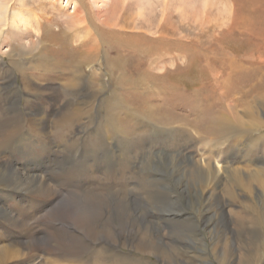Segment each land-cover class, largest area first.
Instances as JSON below:
<instances>
[{
	"label": "rangeland",
	"instance_id": "obj_1",
	"mask_svg": "<svg viewBox=\"0 0 264 264\" xmlns=\"http://www.w3.org/2000/svg\"><path fill=\"white\" fill-rule=\"evenodd\" d=\"M55 1L63 20L73 8L86 18L85 29L71 35L100 42L98 56L77 72L70 58L79 42L49 5L42 15L37 0H0V7L8 3L0 9V108H12L23 128L8 152L6 179L0 175L8 182L0 183V246L19 254L4 264H74L45 252L53 226L73 229L63 216L73 197L123 194L128 200L130 193L146 206V216L133 223L129 239L96 241L100 251L148 264H218L225 254L227 264H244L253 242L264 264V0L41 2ZM35 15L45 28L39 34ZM49 17L54 24L47 26ZM38 40L48 49H33ZM36 56L52 62L38 59L45 63L39 70ZM73 111L77 116L56 136L55 122ZM28 175L42 181L43 199L32 181L18 190L9 186ZM154 180L164 196L157 209L146 195ZM239 215L257 224L240 229ZM171 221L192 231L184 236L185 250L169 232ZM146 241L166 247L172 259L136 251Z\"/></svg>",
	"mask_w": 264,
	"mask_h": 264
},
{
	"label": "bare ground",
	"instance_id": "obj_2",
	"mask_svg": "<svg viewBox=\"0 0 264 264\" xmlns=\"http://www.w3.org/2000/svg\"><path fill=\"white\" fill-rule=\"evenodd\" d=\"M32 1V0H31ZM42 0H37L38 4H37V9L39 11L42 12V15L43 14H46V11L52 9L54 11L53 15L54 18H56V15L58 16V19L56 18V20L58 21V23H61L60 25H64V28H68L69 32H70V36H63V38H71V39H74V42H79V39L80 37H78L77 34H72L73 32H76L80 29V32L82 31V29H85V22H86V18L84 17H80V15L77 14V9L76 11H74L75 9L73 8V15H67L66 16V21L63 20V16L62 13L60 12L62 9H58L57 7V11L55 9V2L51 3H42L41 2ZM94 1V0H93ZM48 2V1H47ZM24 2L21 1V5L23 6ZM32 3V2H31ZM34 3V2H33ZM7 2L3 3L2 6L0 7L1 10H3L4 8L6 9L7 8ZM20 5V6H21ZM45 5V6H44ZM49 5V9L48 10H45L44 8H46V6ZM44 6V8H43ZM4 7V8H2ZM35 7H36V4H35ZM54 8V9H53ZM64 9V8H63ZM51 10V11H52ZM52 14V13H50ZM34 15V14H33ZM47 16V15H46ZM33 17H38L35 19V22L34 24L36 25V27H32L36 32L37 34H39V31L40 32H43L44 31V27L41 25V22H40V15H35ZM44 17V16H43ZM65 19V18H64ZM44 20V19H43ZM42 21V20H41ZM53 20L49 17L48 19L45 20V23L46 25H50V23L54 24V22H52ZM55 21V19H54ZM104 21V20H103ZM101 21V22H103ZM21 22V21H20ZM28 22V21H27ZM0 24H2V20H1V17H0ZM22 26L23 27H26L27 26V23L24 21V22H21ZM106 27H108V23L107 22H104L103 25H106ZM32 25V24H31ZM47 25V26H48ZM66 26V27H65ZM43 28V29H42ZM49 28V27H48ZM63 28V29H64ZM27 29V28H25ZM30 30V27L28 28ZM28 30V31H29ZM0 32L2 33V30H0ZM25 32V31H24ZM27 32V31H26ZM47 32H48V29H47ZM65 33V32H64ZM16 34V33H14ZM18 34V33H17ZM16 34V35H17ZM27 34V33H26ZM57 34V33H56ZM7 35V34H6ZM11 35V34H10ZM16 35H13V37ZM29 35V33H28ZM67 35V34H66ZM88 35V34H86ZM27 36V35H26ZM25 36V37H26ZM10 37V36H9ZM12 37V36H11ZM12 37V38H13ZM56 37V36H55ZM93 37V36H92ZM92 37L90 36H86V40L85 41H80L79 42V46H76V50L77 52H75V55L70 58V62L71 64V67H73V69L75 68V71L77 72L81 67L87 65L88 63L90 62H93L92 59L96 58L98 56V54L100 53V42H96ZM18 38V37H17ZM29 38V36H28ZM99 38V37H98ZM27 39V38H26ZM44 39V38H43ZM11 40V38H10ZM64 40V39H63ZM17 41V40H16ZM20 41V40H18ZM50 42L51 39L49 40ZM67 41V40H66ZM100 41V40H99ZM69 42V40L67 41V43ZM18 42H16L17 44ZM66 43V45H67ZM70 43V42H69ZM19 44V43H18ZM31 47L33 49H35V46L37 44V50H38V47L40 48V44L45 46L46 49H48L47 47H49L50 45L48 44H42V42L40 40H38L37 42H33L30 43ZM61 45L63 43H60ZM59 44V45H60ZM69 45V44H68ZM65 46V45H64ZM66 47V46H65ZM70 47V45H69ZM15 48V47H14ZM20 48V46H19ZM31 48V49H32ZM32 49V50H33ZM67 49V47L65 48ZM70 49V48H69ZM68 49V50H69ZM75 50V51H76ZM47 51V50H46ZM61 51V49H60ZM65 51V50H64ZM39 53V52H38ZM59 53V52H58ZM63 53V51L61 52ZM41 55V54H40ZM64 55V54H63ZM68 55V54H67ZM56 56V55H54ZM58 56V55H57ZM44 57V56H43ZM41 57L40 59L44 60L46 64H50L48 63L49 61L52 62L51 59H48L47 57L46 58H43ZM63 57V56H62ZM61 58V56L59 57ZM64 58V57H63ZM62 58V59H63ZM14 59V58H13ZM36 59H37V56H36ZM39 59V58H38ZM34 60L33 62L36 61V64H37V68H38V65L40 66V59L39 60ZM56 60V59H55ZM19 62V61H18ZM45 63H43L45 65ZM14 64V61L13 63ZM33 64V63H32ZM35 64V63H34ZM58 64V62L56 63ZM60 64V63H59ZM64 64V63H63ZM62 64V65H63ZM67 64V63H66ZM12 66V65H11ZM15 66V65H14ZM36 66V65H35ZM47 66V65H46ZM64 66V65H63ZM21 67V66H20ZM29 67H32V66H29ZM14 68V67H13ZM34 67H32L33 69ZM36 68V67H35ZM34 68V69H35ZM40 68V67H39ZM38 68V69H39ZM50 68V67H49ZM53 68V67H52ZM69 68H70V65H69ZM54 69V68H53ZM59 69V68H57ZM40 70V69H39ZM68 70V69H67ZM71 70V69H70ZM48 71V70H47ZM56 71V70H55ZM21 72V71H20ZM36 72V71H35ZM40 72V71H38ZM37 72V73H38ZM58 73V70L56 71ZM61 73V71H59ZM64 72V71H63ZM65 72H67L65 70ZM23 73V72H21ZM41 73V72H40ZM25 74V73H24ZM27 74V73H26ZM39 74V73H38ZM42 74V73H41ZM47 74V73H46ZM52 74V73H51ZM55 74V73H54ZM53 74V75H54ZM66 74V73H64ZM63 74V75H64ZM29 75V74H28ZM49 75V73H48ZM60 75V74H59ZM62 75V76H63ZM67 75V74H66ZM70 75V74H69ZM26 77V76H25ZM56 77V76H55ZM71 78V77H69ZM74 78V77H73ZM72 78V80H73ZM68 79V78H67ZM78 79V78H77ZM22 81V80H21ZM69 81V80H68ZM67 82V81H66ZM65 82V83H66ZM29 83V82H28ZM73 83V81H72ZM68 84V82H67ZM30 85V84H29ZM70 85H74V84H70ZM26 88V87H25ZM28 88V86H27ZM24 91H28L27 90H24ZM31 91V89H30ZM4 110H2V108H0V175L1 173H3L5 170L4 166H7V164L11 165V159L9 157V154L8 152H10V150L12 149V145L13 143L15 142V140L18 138V136L21 134V128L22 126L20 125V119L19 117L13 113V109L12 108H8V110H5V112H3ZM36 116V115H35ZM77 116V113L76 112H71L68 116H64L63 119H58L56 122H55V131L57 133L56 136H58V133L59 135L62 134V131L64 130V128L66 127V125L73 119ZM115 114H110V117H109V121H111L113 123V121L115 123L116 122V118H115ZM168 117H171L172 114L171 113H165V118ZM79 117V116H78ZM33 118V122L32 120L30 121L29 123V127H33L36 126L38 124V120L34 119ZM38 119V118H37ZM113 119V120H112ZM73 121V120H72ZM23 122V121H22ZM14 124V127H11V129L8 131L9 127L11 125ZM40 125V124H39ZM110 126V125H109ZM42 127V126H41ZM69 127V126H68ZM124 128V127H123ZM122 129H119V132L121 133L122 132ZM115 129V128H114ZM118 129V128H117ZM129 129V128H128ZM107 130V129H106ZM110 130V129H109ZM125 130V128H124ZM50 131V130H49ZM115 131V130H114ZM117 131V130H116ZM130 132H132L130 130ZM54 133V132H52ZM109 134V133H108ZM52 135V134H51ZM48 145V144H47ZM54 145V144H53ZM76 146V145H75ZM48 147V146H47ZM48 149V148H47ZM56 149V148H54ZM182 154V153H181ZM69 156V155H68ZM74 157V156H73ZM50 158V157H49ZM177 158V157H176ZM70 160V159H69ZM47 161V160H46ZM63 162V161H62ZM72 164V163H71ZM121 164V163H120ZM125 164V163H124ZM57 165V164H56ZM122 165V164H121ZM175 165V164H174ZM60 166V165H59ZM70 166V164H69ZM74 166V165H73ZM113 166V165H112ZM8 168H11L9 166H7ZM116 168V167H115ZM120 168V167H119ZM32 169V168H31ZM51 169V168H50ZM74 169V168H73ZM119 170V169H118ZM131 170V169H130ZM78 171V170H77ZM11 172V171H10ZM60 172V171H59ZM57 172V173H59ZM68 172V171H67ZM75 172V169L73 170V172L71 173L72 175L74 174ZM66 173V172H65ZM8 174V173H7ZM10 174V173H9ZM12 174V173H11ZM10 174V175H11ZM52 174V173H50ZM49 174V175H50ZM205 174V173H204ZM13 175V174H12ZM44 175V173H43ZM42 175V176H43ZM48 175V174H47ZM48 175V177H49ZM66 175V174H65ZM64 175V176H65ZM5 176V175H4ZM1 175V177H4ZM46 176V175H45ZM67 176V175H66ZM12 177V176H11ZM39 177V176H38ZM56 177V176H55ZM73 177V176H72ZM106 177V176H105ZM113 177V176H112ZM251 177V176H250ZM6 179V177H4ZM3 178V179H4ZM205 178V177H204ZM253 179H256L257 178V174L253 175L252 176ZM2 178H0V183H4V182H7L5 181V179L3 180ZM63 179V178H62ZM118 179V178H117ZM20 180L22 181H15L14 183H10L11 185L9 186H14L15 189H17L16 187H18L20 185V187H22V184H25L26 181H32L34 186V190H36L37 192V196H40L41 199H43V196H42V190H43V183L42 181L39 182V178H37V175H34V176H23ZM70 180V179H69ZM201 180L204 181L203 177L201 176ZM110 181V180H109ZM127 181V180H126ZM31 182V183H32ZM44 182V181H43ZM74 182V181H73ZM111 182V181H110ZM8 183V182H7ZM6 183V184H7ZM126 183V182H125ZM160 182L158 180H154L151 184H150V187L148 188L146 195L148 196V200H150V204L153 205L154 208H158L159 206H157L156 204H158L163 198L164 196H159V191L158 189L159 184ZM162 183V182H161ZM58 184V183H57ZM60 184V183H59ZM107 184V183H106ZM105 184V185H106ZM2 185V184H1ZM61 185V184H60ZM65 187L70 190L72 189V186L70 185L69 182H66L65 183ZM119 185V183H118ZM129 185V184H128ZM202 185V184H201ZM8 186V185H7ZM27 186V184H26ZM166 186V185H165ZM31 187V186H29ZM61 187V186H60ZM107 187H108V184H107ZM112 187V186H111ZM114 187V186H113ZM77 188V187H76ZM87 188V187H86ZM85 188V189H86ZM120 188V187H119ZM62 189V188H61ZM75 189V187H74ZM78 189V188H77ZM81 189V188H80ZM84 189V190H85ZM124 189V188H123ZM128 189V188H127ZM18 190V189H17ZM116 190V189H115ZM132 190V189H131ZM49 191V190H47ZM64 191V190H63ZM62 191V192H63ZM145 191V190H144ZM59 192V191H58ZM78 192V191H77ZM47 193V192H46ZM80 193V192H79ZM129 193V192H128ZM49 194V193H48ZM47 194V195H48ZM56 194V193H55ZM60 194V192L58 193ZM70 194V193H69ZM100 194V193H99ZM113 194V193H112ZM57 195V194H56ZM79 195V194H78ZM95 195H98V192L95 194ZM127 197L131 198V199H128L126 200V197L123 196V194L118 197V196H114L113 195H104V196H101V194L99 196H91V195H82V198L80 199V197H78L77 199H75V196L73 197V199L70 201L69 205H68V210L67 211H64L63 212V216L64 218L67 219V221H69L72 226H73V229H71L70 231L68 230L69 226L68 227H65L63 228V226L61 228H57L55 226L52 227L51 232L49 234L50 236V245L52 244V246H48L47 248H45V252L51 255H54L55 257L56 256H59V257H62V259H66L68 262H71V263H74V264H83V262H87V263H90V264H100L101 261L104 262V264H148V263H144L141 261H138V259H134L132 257H122L121 253L120 255H116L114 252H109L108 249H106L105 247H102V251H100L99 248H97V245H95L96 241H100L102 239H111L112 241L115 240V238L117 237H126L127 239H129V229H131L132 225L134 222H136L137 219H140L141 220V216L147 211V208L146 206H140V203L138 202V199L132 195L131 193L130 194H125ZM35 196V195H34ZM45 196V195H44ZM52 196L51 195V199H52ZM50 197V196H49ZM62 197V196H61ZM71 197V196H70ZM50 199V198H49ZM70 199V198H69ZM144 199V198H143ZM234 199V198H233ZM68 202V201H67ZM167 203V202H166ZM33 204V203H32ZM53 204V203H52ZM67 206V205H66ZM55 207V206H54ZM59 208H61L60 206H58ZM150 208V207H149ZM20 209V208H19ZM161 209V207L159 208ZM22 210V209H21ZM31 210V209H30ZM52 210V209H51ZM65 210V209H64ZM249 210V208H248ZM33 211V210H32ZM162 211V210H161ZM244 211V210H243ZM252 211V210H251ZM249 212V211H248ZM28 211H22L21 214H27ZM148 213V212H147ZM3 214V213H2ZM29 214V213H28ZM27 214V215H28ZM141 214V215H139ZM249 214V213H248ZM250 215V214H249ZM248 215V217H249ZM143 216H146V215H143ZM240 219H236L238 220V227L240 229H245V228H252L254 227L256 224H257V220H254L253 217H251V219L247 218V215L246 217H241L239 215ZM237 217V218H239ZM59 218V217H58ZM145 218V217H144ZM143 218V219H144ZM253 218V219H252ZM249 219V220H248ZM147 220V219H146ZM7 223L9 224V221H10V218H7ZM170 221V220H169ZM115 223H117V225H113ZM16 223V222H15ZM14 223V226L13 227H16ZM61 223V222H60ZM64 223V221L62 222V224ZM155 223V222H154ZM171 224V227H169V232H174L173 234H175V236L180 239L181 243H180V246L182 249L185 250L186 247H188L187 243H186V240L184 238L191 235L192 234V231H190L188 228L186 227H180V226H176L174 225V221H171L170 222ZM180 224V223H179ZM182 224V223H181ZM180 224V225H181ZM25 225V224H24ZM51 225V224H49ZM65 225V224H64ZM159 225V224H158ZM178 225V224H177ZM186 225V224H185ZM10 226H11V223H10ZM21 226V225H20ZM156 226V224H155ZM51 227V226H50ZM157 227V226H156ZM23 228V227H22ZM138 228V227H137ZM154 228V227H153ZM139 229V228H138ZM160 229V228H159ZM78 230L79 233H76ZM135 231V230H134ZM155 231V230H154ZM24 232V231H23ZM140 232V231H139ZM149 232V231H148ZM147 232V233H148ZM30 233V232H29ZM145 233V232H144ZM153 233V232H152ZM157 233V232H156ZM138 234V233H137ZM172 234V235H173ZM48 235V234H47ZM6 236V235H4ZM119 237V238H120ZM140 237V236H139ZM143 237V236H142ZM173 236H171L170 234V239H172ZM250 237V236H249ZM2 238V237H1ZM147 238V237H146ZM7 239V238H6ZM169 239V238H168ZM177 239V240H178ZM8 240V239H7ZM164 240V239H163ZM176 240V239H175ZM174 240V241H175ZM176 240V241H177ZM255 240V239H254ZM13 241V240H12ZM11 241V242H12ZM15 241V239H14ZM13 241V242H14ZM161 241V238L160 240ZM250 241V240H249ZM147 242V241H146ZM178 243V241H177ZM259 243V242H258ZM16 244V243H15ZM163 244V243H162ZM172 244V243H170ZM190 244V243H189ZM174 245V243H173ZM179 245V244H178ZM250 248H248L247 246V249H249V253H247V255L245 257H242L241 258V261L242 263L244 264H260V262L262 261L261 260V257L257 255L258 251H259V248L258 246L255 244V243H251L250 242ZM28 246V245H27ZM33 245H30L29 244V247H31ZM47 246V245H46ZM165 246V245H164ZM9 247V246H8ZM163 247V245H162ZM225 247V246H224ZM159 248V247H158ZM161 248V247H160ZM227 248V247H226ZM136 251H138L139 253H155L157 254V252H160L161 251V254L160 256L162 257H165L166 260H170L172 259V256L168 257L167 258V253L166 252H169V251H166V247L165 249H157L155 248L151 242H147L145 245H142V243L137 246L136 248ZM224 249V248H223ZM227 250V249H226ZM15 252V251H14ZM17 252V251H16ZM227 252V251H226ZM196 254V253H195ZM126 255V254H125ZM191 255V254H190ZM14 256H19V254H14L13 251H11L9 248L6 247V245L4 244L3 246H0V264H4V261L6 259H9V258H13ZM22 255H20L21 257ZM203 256V255H202ZM19 257V258H20ZM192 257V256H191ZM15 258V257H14ZM164 258V259H165ZM215 258V256H214ZM18 259V258H16ZM163 259V258H162ZM49 260V259H48ZM148 260V259H147ZM217 263L218 264H227V256L226 254L225 255H222L221 257H218L217 259ZM10 261V260H9ZM7 262V260H6ZM53 262V260H52ZM60 262V260H59ZM172 262V260H171ZM182 263V261L180 262Z\"/></svg>",
	"mask_w": 264,
	"mask_h": 264
}]
</instances>
